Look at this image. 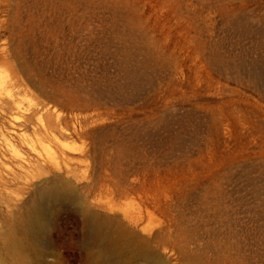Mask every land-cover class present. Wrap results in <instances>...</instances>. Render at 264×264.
<instances>
[{
  "label": "rangeland",
  "instance_id": "obj_1",
  "mask_svg": "<svg viewBox=\"0 0 264 264\" xmlns=\"http://www.w3.org/2000/svg\"><path fill=\"white\" fill-rule=\"evenodd\" d=\"M3 138L0 264H264V0H0Z\"/></svg>",
  "mask_w": 264,
  "mask_h": 264
},
{
  "label": "bare ground",
  "instance_id": "obj_2",
  "mask_svg": "<svg viewBox=\"0 0 264 264\" xmlns=\"http://www.w3.org/2000/svg\"><path fill=\"white\" fill-rule=\"evenodd\" d=\"M3 140L5 142V147L2 149V158L0 157V202L3 203L8 210L12 211L17 201H20L23 196L29 194L32 189L36 188L35 182L40 177V168L39 166H35L36 171L31 173L30 178H26L23 170L24 165L19 161L21 156L18 150L11 141H7L6 138H3ZM32 144V146L35 145L34 143ZM7 162H10L11 165L7 164ZM35 190H37V188ZM14 192L16 195L12 197V193ZM27 214L31 222L36 225L39 224L40 218L37 205L31 204Z\"/></svg>",
  "mask_w": 264,
  "mask_h": 264
}]
</instances>
